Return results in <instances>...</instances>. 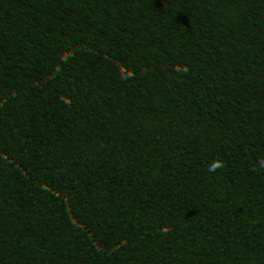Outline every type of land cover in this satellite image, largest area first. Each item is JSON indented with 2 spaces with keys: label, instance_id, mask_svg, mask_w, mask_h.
<instances>
[{
  "label": "trees",
  "instance_id": "obj_1",
  "mask_svg": "<svg viewBox=\"0 0 264 264\" xmlns=\"http://www.w3.org/2000/svg\"><path fill=\"white\" fill-rule=\"evenodd\" d=\"M260 156L264 0H0V264H264Z\"/></svg>",
  "mask_w": 264,
  "mask_h": 264
},
{
  "label": "clouds",
  "instance_id": "obj_2",
  "mask_svg": "<svg viewBox=\"0 0 264 264\" xmlns=\"http://www.w3.org/2000/svg\"><path fill=\"white\" fill-rule=\"evenodd\" d=\"M225 162L219 158H213L209 161L207 165V170L209 173L216 172L217 170H221L225 168ZM253 171L256 170H264V156H260L256 159L255 165L253 166Z\"/></svg>",
  "mask_w": 264,
  "mask_h": 264
}]
</instances>
